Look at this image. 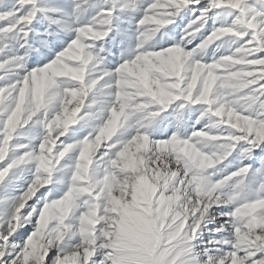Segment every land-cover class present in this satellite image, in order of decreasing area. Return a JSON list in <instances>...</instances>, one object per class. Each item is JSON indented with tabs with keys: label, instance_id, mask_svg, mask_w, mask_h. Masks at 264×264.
Returning <instances> with one entry per match:
<instances>
[{
	"label": "snow or ice",
	"instance_id": "obj_1",
	"mask_svg": "<svg viewBox=\"0 0 264 264\" xmlns=\"http://www.w3.org/2000/svg\"><path fill=\"white\" fill-rule=\"evenodd\" d=\"M0 264H264V0H0Z\"/></svg>",
	"mask_w": 264,
	"mask_h": 264
}]
</instances>
